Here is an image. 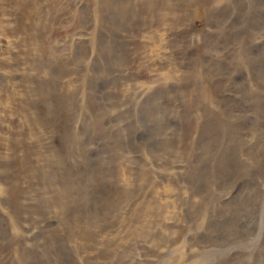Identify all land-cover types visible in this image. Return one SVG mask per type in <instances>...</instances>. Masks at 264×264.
I'll return each instance as SVG.
<instances>
[{
	"label": "rangeland",
	"instance_id": "374dc122",
	"mask_svg": "<svg viewBox=\"0 0 264 264\" xmlns=\"http://www.w3.org/2000/svg\"><path fill=\"white\" fill-rule=\"evenodd\" d=\"M0 21V264H264V0Z\"/></svg>",
	"mask_w": 264,
	"mask_h": 264
},
{
	"label": "bare ground",
	"instance_id": "6f19581e",
	"mask_svg": "<svg viewBox=\"0 0 264 264\" xmlns=\"http://www.w3.org/2000/svg\"><path fill=\"white\" fill-rule=\"evenodd\" d=\"M1 2H2V1H1ZM34 2H35V1H34ZM28 3H29V2H28ZM28 3H27V4H28ZM37 3H38V2H37ZM29 4H30V3H29ZM29 7H30V6H29ZM1 10H2V9H1ZM31 10H32V9H31ZM33 10H34V9H33ZM31 12H32V11H31ZM28 17H29V16H28ZM28 17H27V18H28ZM33 17H34V16H33ZM41 19H42V18H41ZM4 20H5V19H4ZM0 22H1V21H0ZM6 25H7V24H6ZM7 26H8V25H7ZM3 29H4V28H3ZM17 40H18V39H17ZM11 43H12V42H11ZM5 47H6V46H5ZM39 49H40V48H39ZM35 51H36V50H35ZM37 54H38V53H37ZM22 94H23V93H22Z\"/></svg>",
	"mask_w": 264,
	"mask_h": 264
}]
</instances>
